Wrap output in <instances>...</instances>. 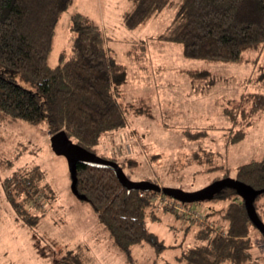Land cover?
Returning a JSON list of instances; mask_svg holds the SVG:
<instances>
[{"label": "trees", "instance_id": "16d2710c", "mask_svg": "<svg viewBox=\"0 0 264 264\" xmlns=\"http://www.w3.org/2000/svg\"><path fill=\"white\" fill-rule=\"evenodd\" d=\"M168 3L137 0L125 20L126 27L133 30L147 23ZM73 4L74 0H0V64L15 69L35 87L31 90L0 75V123H47L49 135L64 130L73 142L95 153L105 133L110 132V138L113 132L128 126V108L120 101L128 66L112 56L101 26L82 13L72 16L70 53L61 54L58 66L49 64L59 22ZM154 40L158 41L155 47L179 43L186 59L203 61L189 68L188 75L193 86L204 85L215 75L211 65L258 64L264 54V0H182L171 24L158 37L134 43L128 54L135 61H143ZM255 80L264 85V71ZM218 105L225 123L220 128L225 131V145H234L243 140L246 129L264 112V92ZM105 158L116 161L122 169L124 164H138L133 158L125 163L116 156ZM159 158V154L151 155L154 163ZM236 180L264 190V157L239 166ZM147 181L159 185L153 178ZM2 188L16 216L30 227L43 217L31 209L41 206V197L54 195L39 166L19 169L2 181ZM76 192L94 210L113 244L131 264H135L134 245L149 244L157 251L168 247L147 223L149 210L158 203L199 224L196 235L200 244L186 249L175 264H261L251 254L253 222L235 188H224L212 198L193 202H228L223 209L226 224L220 228L199 221L203 216L191 208L193 203L155 190L129 191L110 168L77 163ZM263 195L254 202L260 219L259 199ZM213 214L210 211L207 217ZM53 264L85 262L80 252L70 250L55 258Z\"/></svg>", "mask_w": 264, "mask_h": 264}, {"label": "rangeland", "instance_id": "374dc122", "mask_svg": "<svg viewBox=\"0 0 264 264\" xmlns=\"http://www.w3.org/2000/svg\"><path fill=\"white\" fill-rule=\"evenodd\" d=\"M136 3L137 0H74L59 22L49 57V64L56 67L61 54L70 53L72 16L82 13L101 26L112 56L128 66L120 98L128 108V126L113 132L110 138V132L105 133L95 154L102 158L116 156L124 163L133 158L138 161L136 167L123 165L130 181L153 178L164 188L186 193L204 190L215 180L236 179L239 166L264 157V112L246 129L243 140L226 146L225 131L220 129L225 123L218 103L264 92V85L255 80L264 71V54L257 65H211L215 75L208 83L193 86L188 70L203 61L186 59L179 43L155 47L158 41L154 40L143 61H135L128 54L134 43L156 39L162 33L182 0H169L162 12L131 30L125 20ZM0 75L35 89L21 73L2 64ZM156 154L160 158L154 163L151 155ZM35 166L43 170L54 195L41 197V206L31 209L43 217L30 227L16 216L2 181L21 168ZM73 184L69 160L54 151L47 123H0V264H53L55 258L70 250L80 252L85 264H131L113 244L94 210L81 201ZM259 201L264 224V195ZM227 204L207 201L193 203L191 208L203 216L199 221L220 228L226 224L223 209ZM181 209L187 208H178ZM210 211L214 214L208 218ZM147 223L168 247L157 251L149 244L134 245L135 264H175L186 249L200 244L196 235L199 224L165 210L162 203L149 210ZM250 242L251 254L264 264V231L256 223Z\"/></svg>", "mask_w": 264, "mask_h": 264}, {"label": "water", "instance_id": "95a60500", "mask_svg": "<svg viewBox=\"0 0 264 264\" xmlns=\"http://www.w3.org/2000/svg\"><path fill=\"white\" fill-rule=\"evenodd\" d=\"M51 143L56 153L63 154L68 158L71 175L74 181L73 186L75 191L77 186V163H82L98 168L112 169L117 178L120 180L121 184L129 191L155 190L158 192H163L165 195L185 203L203 201L212 198L215 194L219 193L224 188H235L238 191L239 195L244 199L248 214L252 222L256 223L264 231V224L261 222V219L256 213L254 205L256 197L264 192V190H255L251 186L236 179L215 181L206 189L195 193H186L177 189L162 188L161 186L150 181L135 183L128 179L122 167L116 161L98 157L94 152H91L81 145L73 142L64 130L53 134L51 136Z\"/></svg>", "mask_w": 264, "mask_h": 264}]
</instances>
